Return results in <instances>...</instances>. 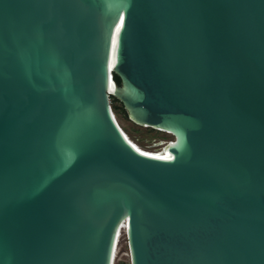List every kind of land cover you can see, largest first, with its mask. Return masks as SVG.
<instances>
[{"label": "water", "instance_id": "obj_1", "mask_svg": "<svg viewBox=\"0 0 264 264\" xmlns=\"http://www.w3.org/2000/svg\"><path fill=\"white\" fill-rule=\"evenodd\" d=\"M124 231L130 264H264V0H0V264Z\"/></svg>", "mask_w": 264, "mask_h": 264}, {"label": "rangeland", "instance_id": "obj_2", "mask_svg": "<svg viewBox=\"0 0 264 264\" xmlns=\"http://www.w3.org/2000/svg\"><path fill=\"white\" fill-rule=\"evenodd\" d=\"M119 124L128 132L133 134L139 139L147 142H169L173 140V136L165 131L151 129L149 126H144L135 123L130 118L123 115V117H118ZM125 230V229H124ZM117 256L114 264L119 261H126L130 263V253L128 247V239L126 232H121L118 238L117 244Z\"/></svg>", "mask_w": 264, "mask_h": 264}, {"label": "trees", "instance_id": "obj_3", "mask_svg": "<svg viewBox=\"0 0 264 264\" xmlns=\"http://www.w3.org/2000/svg\"><path fill=\"white\" fill-rule=\"evenodd\" d=\"M114 78H115V80H116V82H117L118 84H121V79H120V77H119L117 74H114ZM111 104H112L113 109H114V111H115V113H116V115H117L118 117H123V115H125L126 117L129 118L128 113H127V111H126V109H125V107H124L122 101H120L118 98H116V97H114V96H111ZM150 128H151V129H154V128H152V127H150ZM131 139H132V138H131ZM133 139L135 140V138H133ZM136 140H137V139H136ZM137 141H138V140H137ZM138 143H139V144H142L143 142L138 141ZM116 264H130V263H129V262H126V261H119V262L116 263Z\"/></svg>", "mask_w": 264, "mask_h": 264}, {"label": "snow or ice", "instance_id": "obj_4", "mask_svg": "<svg viewBox=\"0 0 264 264\" xmlns=\"http://www.w3.org/2000/svg\"><path fill=\"white\" fill-rule=\"evenodd\" d=\"M120 29L119 27L117 28V33H119ZM115 44H116V41L115 39L113 40V63H115ZM168 159H171V157H168Z\"/></svg>", "mask_w": 264, "mask_h": 264}, {"label": "bare ground", "instance_id": "obj_5", "mask_svg": "<svg viewBox=\"0 0 264 264\" xmlns=\"http://www.w3.org/2000/svg\"><path fill=\"white\" fill-rule=\"evenodd\" d=\"M120 235V234H119ZM117 244H118V241H117ZM117 245H116V250H115V256H114V261H115V259H116V256H117Z\"/></svg>", "mask_w": 264, "mask_h": 264}]
</instances>
